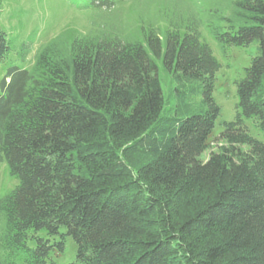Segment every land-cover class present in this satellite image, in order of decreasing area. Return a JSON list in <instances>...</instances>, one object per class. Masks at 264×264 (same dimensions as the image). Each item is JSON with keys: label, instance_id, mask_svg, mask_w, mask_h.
I'll return each instance as SVG.
<instances>
[{"label": "trees", "instance_id": "16d2710c", "mask_svg": "<svg viewBox=\"0 0 264 264\" xmlns=\"http://www.w3.org/2000/svg\"><path fill=\"white\" fill-rule=\"evenodd\" d=\"M79 7L89 31L59 32L29 68L11 55L30 43L0 29V161L18 180L0 195V264H57L68 240L65 264H264V0ZM203 28L224 54L256 45L214 136Z\"/></svg>", "mask_w": 264, "mask_h": 264}, {"label": "rangeland", "instance_id": "374dc122", "mask_svg": "<svg viewBox=\"0 0 264 264\" xmlns=\"http://www.w3.org/2000/svg\"><path fill=\"white\" fill-rule=\"evenodd\" d=\"M80 0H0V29L6 32L11 40L21 43L28 41L30 48L23 60L13 54L11 59L17 64L29 68L33 63V55L40 45L47 42L63 30H69L82 36L89 31L92 17L91 9L79 7ZM133 9V8H132ZM130 1L123 7V14L127 18H134ZM203 39L207 42L220 67L216 72L214 98L221 108L216 120L212 136L220 131V121L231 119L237 101L235 80L243 75L251 56L256 51L254 42L245 47L230 46L224 54L216 40L205 29H202ZM15 49H19L16 47ZM16 51V50H15ZM0 69V79L3 77ZM165 90V86H163ZM254 135L258 132L251 130ZM260 137V135L258 136ZM219 141H212L210 148L204 153L206 157L212 150H217ZM18 180L10 173L6 161H0V195L8 193L17 185ZM74 256V244L71 240L66 243L65 252L54 256L57 264H65Z\"/></svg>", "mask_w": 264, "mask_h": 264}]
</instances>
